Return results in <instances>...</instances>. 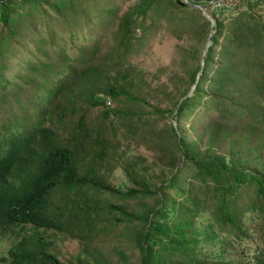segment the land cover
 Wrapping results in <instances>:
<instances>
[{"label": "trees", "instance_id": "16d2710c", "mask_svg": "<svg viewBox=\"0 0 264 264\" xmlns=\"http://www.w3.org/2000/svg\"><path fill=\"white\" fill-rule=\"evenodd\" d=\"M106 1L111 0H0V235L12 238L0 259L6 264H121L137 251L135 264H264V245H255L252 260L245 256L253 231L243 221L255 213L264 216V126L246 123L244 131L228 139L226 152H216L212 145L218 135L223 138L232 130L209 116L208 144L201 154L184 126L185 117L202 104L204 94L208 97L198 112L217 107L221 121L229 113L223 106L227 104L263 123L264 103L246 93L240 101L233 92L239 96L247 89L264 96V21L252 11L254 4L264 5V0H239L244 8L232 13L226 33V23L216 13L231 5L223 4L226 0L210 9V0H190L207 5L213 25L185 0H136L122 14L112 1L103 5ZM34 17L45 18L47 24V31L37 36L41 50L45 42L59 45L57 58L43 50L41 59L31 53L34 49L25 58L26 26ZM163 21L172 32L179 35L185 29L194 38L214 29L203 58L181 81L185 86L177 84L176 76L170 77L178 91L174 98L165 91V82L139 84L127 61ZM84 26L89 43L78 47V55H69L61 43L62 32L70 28L69 34H74ZM105 33L111 50L102 56L97 50L100 34ZM222 36L228 45H235L219 43ZM244 46L253 62L238 59ZM19 53L22 59L17 58ZM106 56L112 59L108 63ZM110 70L114 71L111 82L106 75ZM205 85L210 90L205 91ZM78 97H87L90 107L101 106L104 121L115 115L126 126V135L154 138L161 163L151 167L143 157L138 161L121 157L118 163L126 179L112 184L107 166L121 156L116 137L106 138L102 127L92 136L91 123L83 114L67 130L56 125L67 112L76 115L83 108ZM106 97L117 105H106ZM165 100L166 106L157 104ZM169 116L172 120H167ZM54 118L55 123L43 126L46 119ZM16 127L23 129L16 132ZM209 127H201L202 132ZM247 208L251 209L248 215ZM95 210L98 216L92 215L80 229L86 212ZM196 215H203L198 225ZM26 225L29 232L23 231ZM119 225L118 233L133 241L129 250L122 248L113 258L101 249V257L96 253L99 243L106 242L111 228ZM48 231L83 241L74 260H61L44 236ZM225 239L238 241L240 257L228 260L219 253H199L203 243L215 245ZM109 251L115 252V246Z\"/></svg>", "mask_w": 264, "mask_h": 264}, {"label": "rangeland", "instance_id": "374dc122", "mask_svg": "<svg viewBox=\"0 0 264 264\" xmlns=\"http://www.w3.org/2000/svg\"><path fill=\"white\" fill-rule=\"evenodd\" d=\"M113 3L116 4V7H118L119 14L124 13L128 7H130L136 0H111ZM111 1H106L103 3V5L108 6L111 4ZM222 0H210V5L208 6V9H210V6L212 7L213 4H217ZM223 4H231L227 6L224 10L221 11V14L219 11H216V13L219 15L220 18L224 19V22L226 23V28L224 30V33H226V29L229 28L230 25V16L232 13L239 12L242 8H244L243 4L239 2V0H226ZM260 4V3H259ZM253 5L252 11L255 15H260L259 17L264 21V5ZM44 7L48 10L49 13L52 12L49 5L45 4ZM199 8V7H197ZM201 13L206 16L202 9ZM207 9V8H206ZM251 11V12H252ZM207 13V10H206ZM43 15V14H41ZM41 15L37 16L38 18H41ZM199 17V16H198ZM38 18L34 17L29 24L26 26V43L24 45L27 46V51H23L26 56L25 58H28L29 51L31 50V53L38 54L41 59H44L41 55L40 51L47 50L49 54H51L54 58H57L60 53V46H50L49 42L44 43V48L41 50L39 46L40 39L37 38V36L43 35L44 32L47 31L46 23L44 22L45 18L40 21ZM200 18V17H199ZM206 18H208L206 16ZM209 19V18H208ZM1 24V22H0ZM211 26V25H210ZM244 26H242L241 29H243ZM212 29V28H211ZM209 28V32L205 35L202 34L199 38H194L193 33H189L187 30H183L179 35L172 32L165 21L162 22V25L158 27L157 31L154 35H152L148 41L143 43L140 47H136L128 56L127 61H131L132 65L130 66V69L134 72H137V76L140 78L137 79V82L141 85H147L149 83L150 86H157L161 82L166 83V89L165 91H171L172 97L174 98L175 95H178L177 88L175 87V84L170 79V77L176 76V82L177 84H181V86H185L184 82H181L183 79L187 78L188 71L196 65L195 63L200 62L203 58L204 50H205V44L206 42H211L210 40V34L214 32V29L211 30ZM71 32V29H68ZM25 31V30H24ZM62 32L63 35V43L66 45V52L69 55H78L79 54V46L82 44L89 43V34H88V28L84 26V29H79L74 34H69L70 32ZM212 31V32H211ZM240 31V29H239ZM58 34H61L60 29L58 30ZM28 37V38H27ZM29 39V41H28ZM244 41V40H243ZM219 43L227 44V40L222 36L219 39ZM236 43V42H235ZM111 39L109 37V33L100 34L99 39V49L97 50L98 53L104 55H108L109 51L111 50L110 47ZM228 45V44H227ZM235 45L229 43L228 46ZM245 47V46H244ZM230 48H232L230 46ZM194 49V50H193ZM219 49V47L217 48ZM251 51V50H250ZM264 52V51H263ZM250 52L246 49V47L239 52L238 59L240 61L243 60H252V57L249 56ZM107 57V63L110 62V58ZM18 59H22L21 53L17 55ZM24 58V59H25ZM101 60V59H100ZM126 61V62H127ZM253 62V60H252ZM111 69V68H110ZM245 69H247V66H245ZM114 71L110 70L109 74L107 73V78L110 81V75H113ZM128 77H131L130 74H128ZM135 81V79H134ZM235 79L231 80L229 82V87L232 88L235 85ZM111 82V81H110ZM209 85H205L204 90L208 91L210 90ZM190 91V90H189ZM77 92V91H76ZM67 92H64V96ZM244 93L248 95L249 98L256 97L259 102L262 101L264 103V96L257 95V92H251L250 93L247 89L243 90V95H237L236 91L233 92V97L236 99H239L242 101L244 99ZM100 97H104L102 92L99 93ZM162 93L158 94L157 97H159ZM223 95L228 94L227 93H221ZM208 96L206 94L201 96V102L202 104H199L197 108H195V112L193 114H190L189 116L185 117L184 126L186 127V132L188 133V138L195 139L197 141L196 148L198 149L199 153L201 154L203 148L208 144V131L211 127L210 120L214 119L218 122V124L222 126L229 127L232 132L229 135L224 136L221 138L220 135H218L219 140L216 141V143L212 146L215 147L216 152H226L228 149V139L235 137L236 132L244 131V127L246 123L255 122L259 126H264L263 123H259V121H254L253 116L251 113H243L241 114V110L239 108H236L234 106H229L227 104H223V106L226 108L225 112H228V115L225 116L226 118H223L220 121V109L217 107H214V109L208 108L205 109V113L198 112V109L204 108V100ZM110 98L106 97V105H112L116 106V101L109 100ZM60 101V100H57ZM63 101V100H62ZM77 103L81 105L83 108H80L78 113L74 115L73 113L67 112L65 115H63L62 119L54 118V120L46 119L43 123V126H49L52 123H55L60 130L63 127H66L65 130L69 129L73 122H77V117H79L81 114H83L87 120L88 123H91V129H92V136L96 134L97 132L101 131L100 127L106 129L104 132L107 134V136L112 139L116 137L115 140H117V143L120 147H118V152L121 154V156H117V159L114 161H109V164L107 166V169H109L110 165V171L111 175L108 176V180L112 184H121L122 181H124L125 174L123 169L121 168L118 161L121 159V157L127 156L131 159L137 160L140 157H143L146 159V162L149 163L151 167H154V163H157L156 166H158L159 163H161L160 155L158 154V151L154 147V141L155 139H151L148 136H138L137 134H134V136H128L126 135V126L121 125L117 122L116 116L112 113L109 114L106 118V121L102 120L101 116L99 115V110L101 109V106L97 107H90L86 98H80L76 99ZM150 101L152 103H155V99L151 98ZM61 102V101H60ZM65 102V101H64ZM130 102V101H128ZM167 100L162 101L160 103L157 102L160 106H166ZM68 105L71 104V102H66ZM62 104V102H61ZM63 105V104H62ZM56 107L57 104H56ZM64 108V106H62ZM63 111V109H62ZM224 113V112H223ZM56 116V115H53ZM77 116V117H76ZM209 116L210 120H209ZM258 118L262 116V112L258 113ZM58 118V117H57ZM167 120H172L171 116L167 117ZM44 121V119H43ZM173 124L175 121H172ZM104 123V124H100ZM109 124V125H108ZM194 125L193 128H191V125ZM22 127H27L26 124H21ZM209 127L207 129H204L202 132V128ZM23 129V128H21ZM20 129V130H21ZM16 127V132L20 131ZM80 132L83 133L82 129H80ZM182 132V130H181ZM185 132V131H184ZM80 133V134H81ZM78 136V135H77ZM93 138V137H92ZM105 138V139H106ZM240 145L237 146V148ZM229 154V153H227ZM148 167V166H147ZM106 176V175H104ZM94 194V193H93ZM92 194V195H93ZM100 199L104 197L103 194L99 193ZM251 209L247 208L246 215L250 214ZM92 215L98 216V211L95 210V212L87 213L84 218H82V223L80 226V229L88 225L90 222L88 220L92 217ZM252 218H247L246 216L243 218L244 225L249 228L250 231H253L252 240L253 243L249 246L247 245V252H245V256H248L250 260L254 258V251L253 248H255V245L263 246L264 245V216H258V214H251ZM203 215L199 216L196 215L194 219L196 220L195 225H198L199 218H202ZM120 230V225L111 228V231L109 233L108 240L106 242L102 243L100 242V250L97 251V254H100L102 257L101 249L104 252V255H110L113 258L117 257V252L119 250L124 249V251L129 250V245L133 242L132 239L122 233H118ZM23 231H30V226L26 225V227L23 228ZM263 232V233H261ZM45 238L52 241V248H54V251L57 253V255L61 258L63 262L67 260H74V258L77 255V252L80 251L83 241L81 242L79 238L69 236L66 234H63L62 232H55L50 233L45 232L44 233ZM12 238L8 236H2L0 235V256L6 255V247L9 243H11ZM128 245V247H127ZM111 246H115V252H110L109 248ZM221 246H223L221 248ZM218 250V251H217ZM199 253L201 255L209 256L210 254H217L219 253V257H223L224 259H234L236 256L240 257L242 252L239 250L238 241L234 239H225L220 240L215 245L203 243L199 248ZM138 254L137 251L135 255L125 259L121 264H135L137 260ZM242 259V258H239ZM245 259V258H243ZM90 262L92 261V258L88 259ZM0 264H6V261H2L0 259Z\"/></svg>", "mask_w": 264, "mask_h": 264}, {"label": "water", "instance_id": "95a60500", "mask_svg": "<svg viewBox=\"0 0 264 264\" xmlns=\"http://www.w3.org/2000/svg\"><path fill=\"white\" fill-rule=\"evenodd\" d=\"M185 1L189 2V3H190L191 5H193V6H196V7L201 8V9H202V12L205 13L206 16L210 19V21H211V25L214 24V18H213L212 16H210L208 13H206L207 5H205V4H198V3L192 2V1H190V0H185ZM211 30H212V29H211ZM211 32H212V31H211ZM208 45H209V42H206V44H205V50H204V54H205V52H206V49H207V46H208ZM204 54H203V55H204ZM201 64L203 65L202 62H201ZM199 72H201V69L199 70Z\"/></svg>", "mask_w": 264, "mask_h": 264}, {"label": "bare ground", "instance_id": "6f19581e", "mask_svg": "<svg viewBox=\"0 0 264 264\" xmlns=\"http://www.w3.org/2000/svg\"><path fill=\"white\" fill-rule=\"evenodd\" d=\"M205 14V13H204ZM206 15V14H205Z\"/></svg>", "mask_w": 264, "mask_h": 264}]
</instances>
